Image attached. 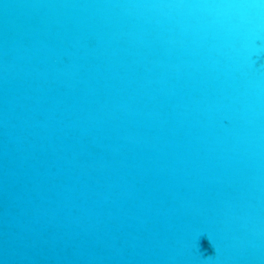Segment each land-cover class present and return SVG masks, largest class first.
<instances>
[{"label": "water", "instance_id": "obj_1", "mask_svg": "<svg viewBox=\"0 0 264 264\" xmlns=\"http://www.w3.org/2000/svg\"><path fill=\"white\" fill-rule=\"evenodd\" d=\"M0 264H264V0H0Z\"/></svg>", "mask_w": 264, "mask_h": 264}]
</instances>
